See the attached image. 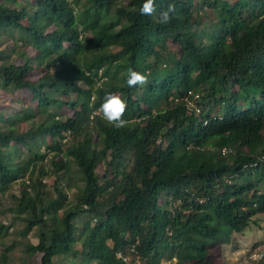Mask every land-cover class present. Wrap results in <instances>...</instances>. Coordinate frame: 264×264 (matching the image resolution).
<instances>
[{
  "label": "trees",
  "instance_id": "trees-1",
  "mask_svg": "<svg viewBox=\"0 0 264 264\" xmlns=\"http://www.w3.org/2000/svg\"><path fill=\"white\" fill-rule=\"evenodd\" d=\"M143 2L0 0V87L20 94L0 109V193L19 183L10 211L37 228L39 264H128L130 245L129 264H213L264 212V0ZM129 68L148 83L128 88ZM108 93L123 128L95 112Z\"/></svg>",
  "mask_w": 264,
  "mask_h": 264
},
{
  "label": "rangeland",
  "instance_id": "rangeland-1",
  "mask_svg": "<svg viewBox=\"0 0 264 264\" xmlns=\"http://www.w3.org/2000/svg\"><path fill=\"white\" fill-rule=\"evenodd\" d=\"M27 21L28 19H21L23 23H27ZM38 75V72H33L30 74V78L36 79ZM19 95L17 91L6 93L0 87V109L4 110L5 113L16 112L19 109V103L17 102ZM62 112L71 114L69 108L65 106L62 108ZM72 170L75 173L73 165ZM98 170L101 171V168ZM73 174L69 180H75L77 183L76 173ZM53 178V176H48L44 179L48 184L50 197L54 196V191L52 190ZM78 183L80 184V182ZM66 184L68 183L63 182L64 190L68 198L71 199L74 192ZM19 188V183L15 182L7 191L0 193V222L9 225L8 230L0 240V264H39L40 255L30 249L31 244L37 242V228H33L26 236H22L21 231H23L24 223L20 219L15 218L10 211V208L14 205L12 195L13 193L16 194ZM3 252L5 253L4 258L1 256ZM210 254L213 264H264V212L256 214L253 222L242 232H232L229 239L216 241L210 247ZM258 257L260 259H257ZM64 263L78 264L76 261L69 262L63 258L58 262V264ZM91 264L97 263L92 262ZM161 264H170V262L163 259Z\"/></svg>",
  "mask_w": 264,
  "mask_h": 264
},
{
  "label": "clouds",
  "instance_id": "clouds-1",
  "mask_svg": "<svg viewBox=\"0 0 264 264\" xmlns=\"http://www.w3.org/2000/svg\"><path fill=\"white\" fill-rule=\"evenodd\" d=\"M174 8L169 5L165 11L158 13V22L160 24H168L172 19L170 13H173ZM139 13L143 16L151 17L157 14L156 0H144L142 6L139 8ZM148 83V78L145 74L128 69L126 85L128 88H135L136 86H144ZM127 101L120 95L108 93L99 108L95 111L100 117L109 125L120 129L127 125L128 121L125 119L127 111ZM257 259H260L259 257Z\"/></svg>",
  "mask_w": 264,
  "mask_h": 264
},
{
  "label": "built area",
  "instance_id": "built-area-1",
  "mask_svg": "<svg viewBox=\"0 0 264 264\" xmlns=\"http://www.w3.org/2000/svg\"><path fill=\"white\" fill-rule=\"evenodd\" d=\"M189 93H191L189 91ZM197 97V95H196ZM184 100L186 101V104L189 107H193L196 113L200 112V109L198 106H194L193 102L189 100V98L187 96L184 97ZM204 123H207V120H204ZM234 152V148L230 147V146H223L221 148V153L222 154H227V153H233ZM131 254L135 255L136 254V250L134 245H130L126 248L125 252L119 250L116 252V256L119 258H122L126 263H130L131 262ZM262 254V253H261Z\"/></svg>",
  "mask_w": 264,
  "mask_h": 264
},
{
  "label": "crops",
  "instance_id": "crops-1",
  "mask_svg": "<svg viewBox=\"0 0 264 264\" xmlns=\"http://www.w3.org/2000/svg\"><path fill=\"white\" fill-rule=\"evenodd\" d=\"M240 233V232H239Z\"/></svg>",
  "mask_w": 264,
  "mask_h": 264
}]
</instances>
